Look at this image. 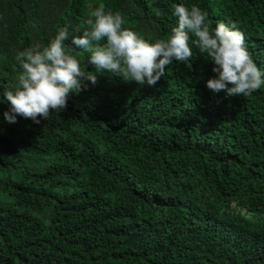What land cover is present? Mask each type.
<instances>
[{
  "label": "trees",
  "instance_id": "1",
  "mask_svg": "<svg viewBox=\"0 0 264 264\" xmlns=\"http://www.w3.org/2000/svg\"><path fill=\"white\" fill-rule=\"evenodd\" d=\"M181 3L235 23L264 72V0H0V91L17 51L65 25L82 35L100 4L154 43ZM192 51L154 87L86 81L39 124L7 123L0 97V264H264V85L214 94Z\"/></svg>",
  "mask_w": 264,
  "mask_h": 264
},
{
  "label": "clouds",
  "instance_id": "2",
  "mask_svg": "<svg viewBox=\"0 0 264 264\" xmlns=\"http://www.w3.org/2000/svg\"><path fill=\"white\" fill-rule=\"evenodd\" d=\"M173 8L177 24L167 40L147 41L123 27L126 21L121 13L106 11L100 4L86 20L82 35L65 25L47 45L36 42L17 51L14 58L21 71L16 88L0 91L9 104L4 120L14 124L22 117L39 124L37 117L49 119L53 112L65 111L71 93L87 90L86 81L97 84L104 73L126 83L154 87L173 62L192 61V45L213 64L215 76L207 80L206 87L214 94L247 97L261 89L264 72L254 62L245 35L235 23L217 22L213 28L207 11L200 7L181 3ZM79 51L89 54L86 61L75 54ZM89 65L92 71L87 70Z\"/></svg>",
  "mask_w": 264,
  "mask_h": 264
}]
</instances>
